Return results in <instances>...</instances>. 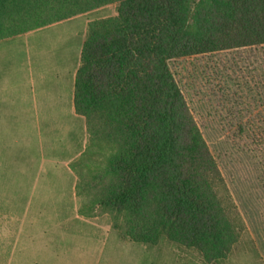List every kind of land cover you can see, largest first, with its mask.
I'll use <instances>...</instances> for the list:
<instances>
[{"label": "trees", "instance_id": "16d2710c", "mask_svg": "<svg viewBox=\"0 0 264 264\" xmlns=\"http://www.w3.org/2000/svg\"><path fill=\"white\" fill-rule=\"evenodd\" d=\"M108 4L117 15L87 25L74 81L82 154L105 153L94 202L133 242L225 259L245 223L170 62L263 48L264 0H0V40Z\"/></svg>", "mask_w": 264, "mask_h": 264}, {"label": "rangeland", "instance_id": "374dc122", "mask_svg": "<svg viewBox=\"0 0 264 264\" xmlns=\"http://www.w3.org/2000/svg\"><path fill=\"white\" fill-rule=\"evenodd\" d=\"M116 15L108 4L0 40V88L14 77L20 103L17 126L0 112V264H208L193 249L124 237L94 202L98 176L107 175L98 171L105 153L82 154L84 117L21 106L22 93L37 92L43 81L42 88L66 81L87 25ZM170 68L246 227L228 256L209 264H262L264 47L176 60Z\"/></svg>", "mask_w": 264, "mask_h": 264}, {"label": "crops", "instance_id": "0c3cea01", "mask_svg": "<svg viewBox=\"0 0 264 264\" xmlns=\"http://www.w3.org/2000/svg\"><path fill=\"white\" fill-rule=\"evenodd\" d=\"M79 55V54H78ZM79 65V58L74 62L70 68V74L66 81L64 79H56V81L45 84V81L41 84V88L35 92L34 87L31 88V93H22L21 106H27L26 111H35L36 106L40 105L42 108L40 110L46 112H56V113H67L68 116H75L74 108V81H75V71ZM3 78V77H2ZM12 76L6 78V83L8 85L4 86L0 90V112L3 111L7 113L5 117L9 122V126H17V117H13L20 106L19 96L13 89ZM32 84V83H30ZM31 107H28V106Z\"/></svg>", "mask_w": 264, "mask_h": 264}]
</instances>
